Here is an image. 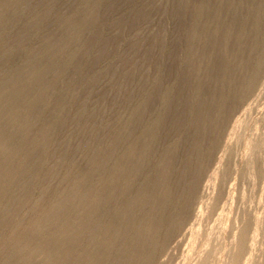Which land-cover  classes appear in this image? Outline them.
<instances>
[{"label":"rangeland","instance_id":"rangeland-1","mask_svg":"<svg viewBox=\"0 0 264 264\" xmlns=\"http://www.w3.org/2000/svg\"><path fill=\"white\" fill-rule=\"evenodd\" d=\"M218 141L230 189L225 158L200 170ZM117 156L130 186L115 205L166 164L191 193L181 264L207 239L212 264H232L248 221L264 264V0H0V253L58 193L97 191Z\"/></svg>","mask_w":264,"mask_h":264},{"label":"bare ground","instance_id":"bare-ground-1","mask_svg":"<svg viewBox=\"0 0 264 264\" xmlns=\"http://www.w3.org/2000/svg\"><path fill=\"white\" fill-rule=\"evenodd\" d=\"M224 158L226 173L222 180L230 189L234 184L229 170L232 157L219 141L208 149L200 170L205 172L211 167L215 170L223 164ZM123 167L117 156L109 173L98 171L101 187L97 191L89 186L81 191L69 188L58 193L52 204L17 236L10 250L0 253V264H178L183 247L188 246L193 235L188 213L191 193L187 190L184 193L187 195H180L174 191L179 177L172 175L166 164L159 168V173L146 174L141 183L135 185L134 198L119 207L115 205L116 191L120 187L122 192L126 191L130 186L126 181L130 170ZM234 167L241 181L245 167L236 162ZM263 168L264 164L257 160L254 174L258 184ZM120 174H125L122 186ZM260 186L264 187V179ZM221 198L225 199L224 192ZM66 203L69 209L64 211ZM110 205L115 208V217L99 224L100 210ZM257 228L255 222L248 221L236 233L232 231L228 235L235 241L232 264L255 263L262 243ZM204 242L197 252L187 253L188 261L185 259L182 264H212L209 239ZM39 255L43 256L40 262L37 261Z\"/></svg>","mask_w":264,"mask_h":264}]
</instances>
